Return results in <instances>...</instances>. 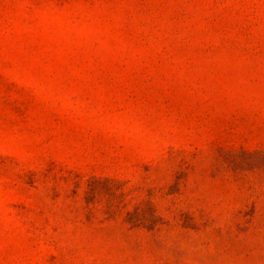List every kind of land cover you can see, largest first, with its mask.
<instances>
[{"label":"rangeland","instance_id":"rangeland-1","mask_svg":"<svg viewBox=\"0 0 264 264\" xmlns=\"http://www.w3.org/2000/svg\"><path fill=\"white\" fill-rule=\"evenodd\" d=\"M0 264H264V0H0Z\"/></svg>","mask_w":264,"mask_h":264}]
</instances>
